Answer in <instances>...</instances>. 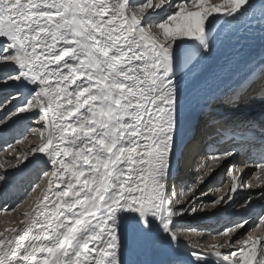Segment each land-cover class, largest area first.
I'll return each instance as SVG.
<instances>
[{"label": "snow or ice", "instance_id": "1", "mask_svg": "<svg viewBox=\"0 0 264 264\" xmlns=\"http://www.w3.org/2000/svg\"><path fill=\"white\" fill-rule=\"evenodd\" d=\"M257 11L264 21V0H0V90H10L0 91V133L25 116L43 128L9 167L36 161L48 177L32 211L0 231V264H264V233L234 239L247 221L208 244L203 232L177 228L185 214L218 212L245 187L230 164V186L208 202L199 195L237 149L210 155L180 191L169 184L184 76L212 51L211 29ZM257 102L264 124V71L226 89L219 107L235 124ZM259 160L257 187L264 154ZM153 248L165 258H141Z\"/></svg>", "mask_w": 264, "mask_h": 264}, {"label": "bare ground", "instance_id": "2", "mask_svg": "<svg viewBox=\"0 0 264 264\" xmlns=\"http://www.w3.org/2000/svg\"><path fill=\"white\" fill-rule=\"evenodd\" d=\"M257 17H260L258 11L254 18H257ZM258 22L259 20H257L255 25H253V22H251L250 20L242 19L241 21L233 22L228 25H219V24L216 25L213 29H211L212 51L206 56L198 59L192 65L191 71H189L184 76V79L182 82V87L185 93L184 112H183L180 130L178 132V147H177L176 153L174 154L173 160H172L171 178H176L177 176L183 175L188 180H191L192 177L197 176L198 173L202 170L207 158L210 155L215 154L216 152H222L223 151L222 149H224L223 147L226 145H231L234 148H237V145H238V149H237L236 155L233 158H229L223 161L222 163L223 165L226 166V164H229V165L234 164L239 169H242V168L245 169L246 172L251 171L253 168L256 169L255 167L256 165L254 164L257 161V156L252 154L253 152H255V150L246 148V145L248 144V140L246 138L249 136H247L245 132L241 130L242 127H238L234 123H232L227 118L229 113H226L225 111H223L224 109L219 107L220 104H217L214 101H217V100L220 101V98L226 89H229L235 86L236 84L244 80L245 77H248L249 80H253V79L258 80V78L260 77L261 71H263V68H264V41L257 43L251 36L246 35L245 32H240L243 28L244 30L247 29V31L251 33L253 29L256 30L255 28L260 27L257 24ZM261 26L263 27L262 33L264 35V21H263V25ZM235 38L237 39L233 40ZM231 54H234V57H231ZM254 87H256L257 90H259L258 85ZM3 92H5V90ZM219 101L217 102L220 103ZM202 106H205V107H203L199 113H201V111L215 112L216 114H218L219 118H224L223 125H227V128L230 129V132L227 131L228 133H233L234 135L243 137V139L241 140L230 139L231 137L228 135L225 137L226 141L222 144H219L218 147H215L212 149H206L205 148L206 145L204 144V139H207L209 136L215 133V132L211 133L205 130L206 128H208V125L205 123L206 120L208 119L207 117L206 119L202 121V125L200 124L197 127V131L195 130L196 135L193 138L194 141L190 143L187 142L186 144L184 140L187 139L186 138L188 134L187 130L188 128L191 127V124L194 123V122L191 123L192 118L195 117L199 108H201ZM254 106H255L254 108L255 111H248V109L245 108L243 111V112H246L244 113V116L243 117L235 116V119L239 121H245L249 118H254L256 120V124L264 126V124L260 123L261 106L258 102L254 103L253 107ZM207 115L209 116V113ZM241 124H243V126L245 125V123H241ZM211 125H214V124H211ZM217 127L222 128L223 126H217ZM225 132H226L225 130L218 132V134L215 136L216 143H219L220 138L224 137L223 134ZM40 133L41 131H39V133L36 134L37 137H35L32 141L30 142L28 141L24 145H20L18 151L16 152L19 153L20 151L22 152L23 149H27L29 144L31 145L38 144L40 141ZM2 135L3 134H1L0 139L3 138ZM195 140L197 142H195ZM253 144H254V148H257V149L264 148L263 140L259 141L256 139L253 141ZM0 145H3V143H1ZM17 147L18 146H16V148ZM193 147L197 148V151ZM201 151H203L204 154H202V156L199 159H197L199 153L201 155ZM5 154H6L5 156H8L9 158L10 154L8 153H5ZM205 156L207 157L205 158ZM29 159L31 160V157H29ZM2 161H0V163H2ZM16 163L17 161L12 162L11 164H8V166L6 167L2 165V167H5V169H8V171L5 174H4L5 171L4 172L0 171V175L3 172L1 176L6 175L7 177L5 181H10V182L12 181V183L15 182L17 175H23L24 172H20V171H22L24 167L30 170L33 168L34 164H37L36 161H32L31 163H28V164L26 163L25 165L19 167V170H17L18 172L17 173L14 171V168L9 167L10 165H15ZM2 167L0 170H2ZM42 167L45 168L43 164H40L39 168H42ZM36 169L37 168H35V170ZM219 172H220L219 170L215 171L214 174L211 175V178L208 179V181L204 184L203 187L208 188L209 187L208 185H211L213 187V185L217 181L215 176ZM262 176H261V179H262ZM255 178H256V175L254 179ZM47 181H48V177H44V181H42L43 183H41L39 187L31 194L30 198L28 197L29 199L27 200V202H25L23 206L19 207L17 211H15L13 214L7 213V211H9L11 207H7L6 210L4 211H1V210L5 209L6 207L4 204L5 202L8 203L9 200L12 201L15 199L11 198L7 200L8 198L1 196V199H0V231H4L5 229H11L15 227L17 224H19L21 220H23L24 217L22 214L24 212L32 211V208L35 206L36 199L40 196L42 190L47 186ZM255 181L259 183L258 180H254V183H256ZM215 189L216 188L213 187L212 191H208L209 192L208 195L207 193L200 195V199L203 201H206L205 199H207L209 196L213 197L215 194ZM254 191H258V193L256 194V197H259L264 194V186L257 187V185L252 184V187H249L246 189V193H248L249 195H252V192ZM240 200H241V197H240ZM237 202L238 201H231L229 203V206H233ZM252 212H253L252 215L256 214V211H252ZM231 222H233V219L228 220L226 223L228 224ZM176 223L177 225L179 224V226L181 227H187V228L189 227V225H191V223H189L186 220L181 221V222L177 221ZM252 225H253V220L249 223H246L244 227H242L238 231V233L236 234L234 238L240 237L242 234H245L246 232L248 233ZM262 233H264V231H262ZM205 236L206 234H204L203 238ZM181 239L183 240V236L181 237ZM141 258L147 259V260H159L165 257L160 252L156 251L155 248H153Z\"/></svg>", "mask_w": 264, "mask_h": 264}, {"label": "rangeland", "instance_id": "3", "mask_svg": "<svg viewBox=\"0 0 264 264\" xmlns=\"http://www.w3.org/2000/svg\"><path fill=\"white\" fill-rule=\"evenodd\" d=\"M213 2H216V0H213ZM263 70H264V68H263ZM1 91H4V90H1ZM8 91L9 90H5V93ZM211 100H213V99H211ZM217 101H219V100H217ZM217 101H214V102L217 104H220ZM203 107H205V106H202L201 108H199L197 114L200 112V110ZM254 108H255V106L253 108H251V107L248 108V110L249 111H255ZM250 109H252V110H250ZM4 115H7V113L0 112V118H3ZM192 120H195V118H192ZM199 125H200V120H199V122L197 121V123H195V127L193 129H192V127L188 128V130H187L188 134L186 136V138L188 140L187 139L184 140L186 142V144H187V142L190 143V142L194 141L193 138L196 135L195 133H196L197 127ZM42 130H43L42 125L37 123L36 117H27V116L21 117L20 119L15 120L12 124H10L9 128L3 129V132L0 133V137H1V134H3L2 135L3 138L0 139V144L3 143V145H0V161H2V160L3 161H2V163H0V165H4L6 167V166H8V164H11L12 162L16 161V156H17L18 152H15V154H16L15 155L14 152L11 150V148H8V145H13L15 148H16V146H18L16 148L18 151L20 145H24L28 141L29 142L32 141L35 137H37L36 134ZM17 139L23 140V143L19 144V145L15 144V141ZM195 142H197V141L195 140ZM4 145H5V147H4ZM32 146L33 145L29 144L28 148H30ZM193 148L197 151V148H195V147H193ZM226 150H230V149L228 148ZM4 152L10 154V156H9L10 159L8 158V156H5L6 154ZM22 153L23 152H21V151L19 152V154L22 155V156L20 155L21 159H23ZM201 156L202 155L199 154L197 159H199ZM39 165L40 164H34L33 168L30 170H28V169H26V167H24V169L20 172L26 171V174L17 175V178L15 179L16 181L13 183H12V181L10 182V181H5V180H0L1 181L0 182L1 183V185H0V187H1L0 188V199H1V196L8 198L7 200H9L11 198L15 199L12 201L9 200L8 203L5 202L4 204L6 207H5V209H3L1 211L6 210L7 207H11V209L9 211H7V213L13 214L15 211H17V209L19 207L23 206V204L25 202H27V200L30 198L31 194L34 192L33 187L37 186V185L39 187V185L41 183H43L42 182V181H44L43 171H45L47 169L43 168V167L39 168ZM254 165H256V164H254ZM5 167H2V170H0V171L4 172ZM228 167H229V164H226V166L222 164L217 169L220 172L215 176L217 181L213 185L214 188L224 189L226 186H230L231 180L227 176ZM35 168H37V169L35 170ZM0 169H1V167H0ZM17 170H19V168L18 169L14 168L15 172H17ZM242 170L244 172L243 176H244V180L246 181V184H245V187L243 189H240L237 191V193H235V197H234L233 201H238L235 205L229 206V203H230L229 202L227 205L221 206L220 211L214 212L211 214H201V213H197L195 215L185 214L184 218L182 220L178 219L177 221L181 222V221L186 220L189 223H191V225H189V227L187 228V227H181L178 224L177 225L178 230L184 234L189 233L190 230H194L191 232V234H193V235H195L196 232H204V234H206L207 238L205 236L204 238L201 239L200 242L203 244H208V243L212 242V235L211 234L222 230L224 228V226L225 227L231 226L232 224L239 223L241 221H247V223H249L253 220L252 227L249 229L248 233L247 232L246 233L250 234L252 236L261 234L262 231H264V222L260 221V217L264 216V194L259 196V197H256V194L258 193V191L252 192V195H249L248 193H246V189L249 188L248 184L257 185V183H258L257 181H255L256 183H254V180H257L256 178L254 179V177L257 173V169L253 168L249 172H246V170L243 168H242ZM3 172L1 173V175L3 174ZM4 174H5V172H4ZM263 177H264V175L262 176V179H264ZM195 178H196V176L192 177L191 180H188L186 177L181 175V176H177L176 178H171L169 180V184L170 185L174 184L176 186L177 191H180L184 185L190 184ZM4 184H6V185H4ZM203 186H202V188H204ZM208 186H209L208 187L209 189L208 188H204V189L201 188L202 190L200 191L199 195H202L205 193H207V195H208V193H209L208 191H212V188H213L211 185H208ZM38 187H36L35 190ZM216 194L217 193L215 192L213 197L209 196L207 199H205L206 201H204V202H208V199H210V198H215ZM240 197H241V200H240ZM249 197L252 198L251 204H250V206L245 207V201H247ZM185 207H187V205H185ZM252 211H256V214H254L255 216L252 215L253 214ZM230 219H233V222L227 224L226 222ZM246 233L242 234L240 237H236L234 239L245 238L247 235ZM203 239H205V240H203Z\"/></svg>", "mask_w": 264, "mask_h": 264}, {"label": "water", "instance_id": "4", "mask_svg": "<svg viewBox=\"0 0 264 264\" xmlns=\"http://www.w3.org/2000/svg\"><path fill=\"white\" fill-rule=\"evenodd\" d=\"M195 123H196V122H195ZM195 123L191 124V127H192V129L194 128V126H195Z\"/></svg>", "mask_w": 264, "mask_h": 264}]
</instances>
